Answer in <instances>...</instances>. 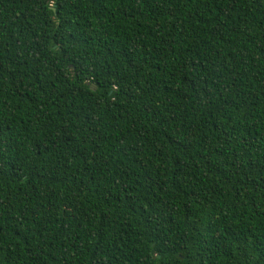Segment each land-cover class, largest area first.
Wrapping results in <instances>:
<instances>
[{"label": "trees", "instance_id": "obj_1", "mask_svg": "<svg viewBox=\"0 0 264 264\" xmlns=\"http://www.w3.org/2000/svg\"><path fill=\"white\" fill-rule=\"evenodd\" d=\"M0 264H264V0H0Z\"/></svg>", "mask_w": 264, "mask_h": 264}]
</instances>
